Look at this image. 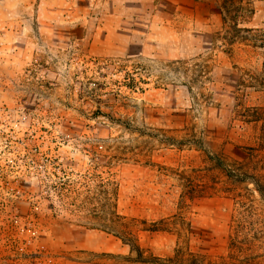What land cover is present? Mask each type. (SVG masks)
Listing matches in <instances>:
<instances>
[{"label":"rangeland","instance_id":"rangeland-1","mask_svg":"<svg viewBox=\"0 0 264 264\" xmlns=\"http://www.w3.org/2000/svg\"><path fill=\"white\" fill-rule=\"evenodd\" d=\"M220 26L217 0H0V264L264 256L262 52Z\"/></svg>","mask_w":264,"mask_h":264},{"label":"trees","instance_id":"trees-1","mask_svg":"<svg viewBox=\"0 0 264 264\" xmlns=\"http://www.w3.org/2000/svg\"><path fill=\"white\" fill-rule=\"evenodd\" d=\"M217 9L220 15V29L214 33L213 40L221 42L226 46V51H231L235 44H245L261 50L262 65L261 71L257 75H253V88H260L264 91V30L246 27L253 15V9L247 5L244 0H217ZM244 111L251 112L253 116L247 118L246 122L261 123L264 135V108L263 107H244ZM263 149V146H262ZM264 168L263 160L259 163ZM256 173V172H255ZM241 174L244 179L251 180V184L256 191L264 198V177L261 174ZM110 210L111 221H121L123 218L118 216L112 209ZM126 224V223H125ZM125 224H121L123 227ZM147 231H161L155 223L151 224ZM122 234V239L133 243L134 238L130 233ZM132 251L136 253V259L145 261L142 249L137 245L130 244ZM261 246L254 241V238L238 232L234 239L229 242L228 253L221 257L215 264H264V256L259 253ZM156 259V258H155ZM203 264H211L204 263Z\"/></svg>","mask_w":264,"mask_h":264}]
</instances>
